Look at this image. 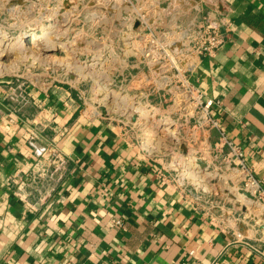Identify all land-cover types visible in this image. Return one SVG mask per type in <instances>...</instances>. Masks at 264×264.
I'll return each instance as SVG.
<instances>
[{"label": "crops", "instance_id": "crops-1", "mask_svg": "<svg viewBox=\"0 0 264 264\" xmlns=\"http://www.w3.org/2000/svg\"><path fill=\"white\" fill-rule=\"evenodd\" d=\"M184 2L226 33L188 73L199 119L216 122L213 151L241 148L264 195V0ZM82 95L0 76V264H264V220L198 198Z\"/></svg>", "mask_w": 264, "mask_h": 264}, {"label": "rangeland", "instance_id": "rangeland-1", "mask_svg": "<svg viewBox=\"0 0 264 264\" xmlns=\"http://www.w3.org/2000/svg\"><path fill=\"white\" fill-rule=\"evenodd\" d=\"M184 1L0 0V31L12 37L41 30L50 20L58 22L47 41L1 45L0 76L79 88L85 110L127 125L198 198L263 221L264 196L251 183L250 171L231 146L224 154L213 151L205 129L212 123L199 119L201 109L183 93L182 80L198 57L193 41L197 11L189 12ZM86 61L94 66H83ZM104 82L129 96L121 99L98 89ZM139 104L153 112L137 116ZM156 117L167 120L174 133L159 130ZM188 155L216 172L203 178V187L194 184L202 168L183 165ZM237 188L253 190L257 199L239 204Z\"/></svg>", "mask_w": 264, "mask_h": 264}, {"label": "bare ground", "instance_id": "bare-ground-1", "mask_svg": "<svg viewBox=\"0 0 264 264\" xmlns=\"http://www.w3.org/2000/svg\"><path fill=\"white\" fill-rule=\"evenodd\" d=\"M58 26V22L57 20H50L48 22H46L43 25V28L41 30H33L29 35H17V36H10L5 32H1L0 31V46L4 45L7 47H12V46H16V45H22V44H30V43H36V42H41V41H47L50 38V34L51 32H53V30H56L55 28ZM50 33V34H49ZM83 66H94V62L89 63V61H86L82 64ZM97 88L103 91H106L109 95L111 96H119L121 97V99H125V97H128V94H123L122 92H119L118 90L112 88L109 86L108 83H100L99 85L97 84ZM135 112H137V116H145V115H150L153 110L150 109V107L146 106L145 104H139L135 109ZM155 122L157 123V125H159V130H163L164 131H173L174 130L170 128V123L167 122V120L162 119L160 117H156L155 118ZM148 137H150L148 135ZM147 137V141L148 138ZM148 143V142H147ZM183 165L189 166V165H197V167H199L198 169L202 168V176H199L197 178V176H195V172H193L192 176H195L194 179L196 180V182L199 185H202L204 183V177L206 178H211V177H215V173L214 171H208L205 169V162L194 155H188L186 157V159H184L183 161ZM200 171V170H197ZM191 173V172H190ZM195 174V175H194ZM201 175V174H200ZM236 196L241 200V202L239 204L243 205L244 202L246 203L247 201L253 202L254 201V196L253 194L249 191V190H245V189H241V188H237L236 189Z\"/></svg>", "mask_w": 264, "mask_h": 264}, {"label": "built area", "instance_id": "built-area-1", "mask_svg": "<svg viewBox=\"0 0 264 264\" xmlns=\"http://www.w3.org/2000/svg\"><path fill=\"white\" fill-rule=\"evenodd\" d=\"M211 12L207 11L201 14L200 18L196 23L197 27L195 29V37L193 41L195 43L196 52L199 55H212L214 54L224 43L226 33L222 30L221 26L212 18ZM183 93L188 99L193 98L194 100H200L201 93H196L197 90L195 86L190 82L188 76L184 77L182 80ZM185 102V101H184ZM206 113H208V107L206 105L203 106ZM208 122H211L212 125L216 126V122L209 117L207 114L206 117ZM233 151V154L242 161V152L241 148L236 145H230ZM243 162V161H242ZM251 183L258 187V189H262L260 182L256 179L252 174ZM264 196V195H263ZM264 199V198H263ZM117 223H121L120 220H116Z\"/></svg>", "mask_w": 264, "mask_h": 264}, {"label": "water", "instance_id": "water-1", "mask_svg": "<svg viewBox=\"0 0 264 264\" xmlns=\"http://www.w3.org/2000/svg\"><path fill=\"white\" fill-rule=\"evenodd\" d=\"M137 25L139 24V21H137V23H136Z\"/></svg>", "mask_w": 264, "mask_h": 264}]
</instances>
